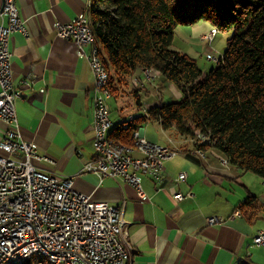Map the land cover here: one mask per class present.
<instances>
[{"label": "crops", "instance_id": "1", "mask_svg": "<svg viewBox=\"0 0 264 264\" xmlns=\"http://www.w3.org/2000/svg\"><path fill=\"white\" fill-rule=\"evenodd\" d=\"M15 3L28 31L27 37L12 33L8 39L13 86L21 91L15 110L22 137L37 147L39 159L34 165L38 169L69 176L80 193L123 207L125 232L133 251L125 264H264V247L253 243L256 233L264 229V180L230 167L219 152H193L192 140L190 143L177 132L170 135L172 129H162L159 122L141 125L138 131L148 141L183 149L163 161L166 175L175 177L181 171L187 175L175 188L184 195L191 193V197L178 203L172 201L166 188L170 186L168 178L160 184L140 174L145 193L140 199L133 187L118 178L106 177L99 182L96 175L80 172L94 155V77L87 60L76 55L74 43L58 37L55 27L57 22L73 21L82 13L89 21L87 11L92 0ZM209 29L201 22L192 26L191 35L202 41L201 36ZM155 80V75L148 80L145 71L137 69L132 84L139 91L122 98H132L136 105L139 102V108L154 105H144L139 94H153ZM110 101L118 106L119 118H110L109 135L113 126L130 121L129 116L135 119L145 114L124 117V103L113 98ZM6 128L0 119V140ZM132 156L141 157L138 153ZM248 195L262 206L251 218L237 209ZM209 217L223 221L208 225Z\"/></svg>", "mask_w": 264, "mask_h": 264}, {"label": "trees", "instance_id": "2", "mask_svg": "<svg viewBox=\"0 0 264 264\" xmlns=\"http://www.w3.org/2000/svg\"><path fill=\"white\" fill-rule=\"evenodd\" d=\"M87 14L111 98L139 91L132 84L137 69L161 74L181 93L176 102L116 124L111 139L129 144L145 121L159 122L192 140L193 152L215 150L264 180V0H92ZM200 22L233 31L204 76L194 59L171 49L178 26ZM261 207L248 195L237 209L251 218Z\"/></svg>", "mask_w": 264, "mask_h": 264}, {"label": "built area", "instance_id": "3", "mask_svg": "<svg viewBox=\"0 0 264 264\" xmlns=\"http://www.w3.org/2000/svg\"><path fill=\"white\" fill-rule=\"evenodd\" d=\"M55 29L57 36L72 41L76 55L84 58L83 47L92 46V40L86 34L83 13L73 21L57 22ZM12 33L27 37L25 21L15 0H0V119L7 125L0 140V264L31 259L35 249L49 250L57 264H125V252L133 251L125 232L123 207L94 200L75 190L71 177L45 173L34 165L39 159L37 147L23 139L15 110L21 91L13 86L8 48ZM215 34L212 29L201 39L209 44ZM206 59L220 61L221 55L209 51ZM23 84L29 86L26 81ZM110 99L103 96L101 88V96L93 101L94 155L80 172L96 175L99 182L106 177L118 178L133 187L140 199L145 198L140 174L160 184L168 178L170 186L166 188L173 202L191 197V193L184 195L175 188L186 180L183 171L171 177L163 170V161L182 150L148 141L138 130L132 133L130 143L141 151V160L117 157L106 147L102 127L112 123ZM129 120L133 119L129 116ZM222 221L209 217L206 223ZM253 243L264 247V229L256 233Z\"/></svg>", "mask_w": 264, "mask_h": 264}, {"label": "rangeland", "instance_id": "4", "mask_svg": "<svg viewBox=\"0 0 264 264\" xmlns=\"http://www.w3.org/2000/svg\"><path fill=\"white\" fill-rule=\"evenodd\" d=\"M191 29L192 26H178L174 32V38L171 45V49L184 53L190 58L194 59L202 72V76H204L206 72H208L211 68L215 67L216 65V63L206 59V54L211 51L216 56H222V53L224 52L226 47V41L232 36L233 31L219 32L216 30V34L213 38V41L209 45L206 41H201L199 38L193 37L191 35ZM212 29L213 28L210 27V29L205 34H208L209 31ZM154 75L156 80L154 83L155 87L152 88L153 94L152 92L149 95H146L145 92H140L139 94L143 104H166L169 102L178 101L180 99L181 93L176 88V86L169 83L161 74L155 73ZM155 90L159 92V95ZM122 96L116 99H119L120 102L124 103V110L122 111L124 117H127L129 114L138 115L144 112V107L139 108L132 101V98L125 99L122 98ZM109 107L110 118H119V112L116 110L118 106L115 105L113 101H110ZM168 132L170 135H174V133L176 134V131L174 129ZM188 141L192 143L189 139ZM169 142H172V140L170 139ZM130 144L131 143L129 142V145ZM174 148L183 151V149L180 147L174 146ZM211 150L212 149H209L208 152L210 153ZM219 155L223 156L221 153ZM229 166L234 167V165L231 164H229Z\"/></svg>", "mask_w": 264, "mask_h": 264}, {"label": "bare ground", "instance_id": "5", "mask_svg": "<svg viewBox=\"0 0 264 264\" xmlns=\"http://www.w3.org/2000/svg\"><path fill=\"white\" fill-rule=\"evenodd\" d=\"M83 22L85 25V30L87 35H91L92 46H84L83 47V55L84 58L89 63L91 71L94 77V101H96V96H101V88L103 91V96H111L108 88V79L109 73L102 62L101 55H100V46L98 42L95 40V37L92 33L90 23L87 19L83 16ZM86 47L89 48L88 52L86 51ZM95 49V50H94ZM222 58V56H221ZM214 63H218L219 61L216 60H209ZM97 66V71H95V65ZM145 77L148 80L153 79V75L150 74L148 71H145ZM132 119V118H130ZM112 123L109 125H105L102 127V138L105 141L106 147H108L111 152L117 157H126L131 158L133 160H141V157H133V153H138L141 156V151L132 146L131 144H123L120 142H116L109 136V129L111 128ZM203 140L198 141V143H202ZM187 175L183 171V178H186ZM132 252H125V262L129 261ZM5 264H57L56 259L52 256L49 250L44 249H35L31 250V259H25L22 261L21 259H12L8 260Z\"/></svg>", "mask_w": 264, "mask_h": 264}]
</instances>
